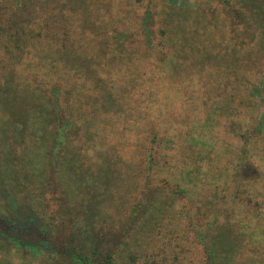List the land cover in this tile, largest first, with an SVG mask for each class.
Here are the masks:
<instances>
[{
    "label": "trees",
    "instance_id": "trees-1",
    "mask_svg": "<svg viewBox=\"0 0 264 264\" xmlns=\"http://www.w3.org/2000/svg\"><path fill=\"white\" fill-rule=\"evenodd\" d=\"M227 1L223 2L225 6ZM173 9L178 17V9ZM70 10L73 15L86 17L84 33L94 29L87 19L90 10L86 0H71ZM164 13L156 5L148 8L138 32L130 27H116L112 35L103 26L98 30L99 36L91 37L89 42L70 36L66 40L55 38L57 44L51 45L50 54L55 67L51 77L54 82L48 89L19 96L9 84L1 91L4 115L0 119V264L6 261V254L13 252L31 256L39 264H174V259L163 255L167 251L154 236L163 228V199L167 185L171 186L164 180L163 152L178 148L182 151L181 163L194 165L200 155L193 132L179 134L177 129L167 137L162 133L161 121L134 119L133 129L143 127V131L118 139L121 145L129 143L127 147L138 157L143 185L130 202L112 203L116 197L113 189L123 185L126 170L120 165L123 159L118 149L110 145L114 134L127 129L128 121L121 116L124 100L127 102L131 95L118 97L119 92L127 90H111L108 82L130 77L127 82L136 83L135 73L123 69L126 61H134L130 53L154 52L164 58L173 55L186 60L199 55L204 60L202 52L190 44L198 33L174 24L170 18L162 20ZM73 19L76 18L69 21L72 33L76 29ZM236 29L233 36L220 34L229 44V54L221 56L224 65L238 60L243 44L238 42L241 31L235 33ZM206 35H213L210 27ZM84 45H89L88 54L84 53ZM98 58H108V64L115 69L94 65ZM231 81L232 90H238L236 80ZM87 86L95 96L83 92ZM149 94L152 97L153 92ZM251 100V96L246 98L248 104H252ZM261 126L256 119L252 129L262 133ZM200 129L199 133L203 127ZM139 132L143 133L137 135ZM251 151L245 152L246 157L253 156ZM249 165L229 169V178L238 188L246 180L258 177ZM183 173L191 177L195 172ZM174 195L172 192L167 198L173 199ZM199 219L191 227L205 250L204 264H237L230 259L234 248L223 247L221 236L209 243L206 222L202 218L199 226Z\"/></svg>",
    "mask_w": 264,
    "mask_h": 264
},
{
    "label": "rangeland",
    "instance_id": "rangeland-1",
    "mask_svg": "<svg viewBox=\"0 0 264 264\" xmlns=\"http://www.w3.org/2000/svg\"><path fill=\"white\" fill-rule=\"evenodd\" d=\"M86 1L90 10L87 19L94 29L84 33L86 17L73 15L71 0H0V95L9 84L19 96L51 86L55 67L50 54L51 45L57 44L55 38L66 40L70 36L89 42L91 37L99 36L98 30L103 26L112 35L116 27L137 31L147 9L156 5L165 11L162 20L170 18L174 24L180 23L198 33L190 44L202 52L204 60L199 55L186 60L173 55L164 58L154 52L130 53L134 61H126L123 69L135 73L136 83L127 82L130 77L108 82L111 90H127L119 92L118 97L131 95L127 102L123 99L121 117L128 121L127 129L124 133L120 129V133H112L115 138L111 137L110 146L118 149L123 159L120 165L126 170L123 185L113 189L116 197L112 203L130 202L143 185L138 157L127 147L129 143L121 145L118 139L143 131V127L133 129L134 119L161 121L162 133L167 137L177 129L179 134L193 132L199 142L195 149L200 155L194 165L181 163L182 151L178 148L163 152L164 180L171 186L167 185L163 199V228L154 235L167 251L163 255L174 259V264H204L205 250L191 227L200 218L197 224L201 226L203 219L206 222L209 243L221 236L223 247L234 248L230 259L237 264H264V0H228L226 6L224 0ZM71 17L76 18L72 21L76 27L73 33L69 30ZM207 25L213 31L211 38L206 35ZM235 28V33L241 31L238 42L243 45L236 63L231 60L224 65L221 56L229 54V44L220 34L233 36ZM84 46V53L88 54L89 45ZM97 63L105 70L115 69L108 64V58L94 60V65ZM232 78L238 90H232ZM83 92L95 96L90 86ZM248 96L252 97V104L246 102ZM3 115L0 104V119ZM256 119L262 125V133L252 129ZM201 126L203 131L199 133ZM181 145L179 142V148ZM247 150H252L251 159L246 157ZM247 163L258 177L246 180L238 188L229 178V169ZM188 170L195 173L186 177L183 172ZM172 192L176 195L168 199ZM6 255L3 264H39L31 256L17 252Z\"/></svg>",
    "mask_w": 264,
    "mask_h": 264
}]
</instances>
